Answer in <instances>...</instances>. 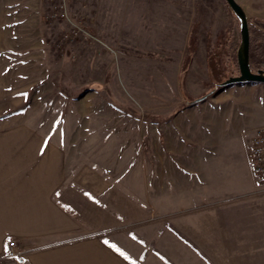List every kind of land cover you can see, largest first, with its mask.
I'll return each mask as SVG.
<instances>
[{"label": "rangeland", "instance_id": "1", "mask_svg": "<svg viewBox=\"0 0 264 264\" xmlns=\"http://www.w3.org/2000/svg\"><path fill=\"white\" fill-rule=\"evenodd\" d=\"M251 3L258 71L264 2ZM185 14L190 44L170 48ZM240 44L226 0H0V134L53 142L82 237L133 264H264V185L257 215L205 192L233 185L264 125L263 82L221 85L240 74Z\"/></svg>", "mask_w": 264, "mask_h": 264}, {"label": "crops", "instance_id": "2", "mask_svg": "<svg viewBox=\"0 0 264 264\" xmlns=\"http://www.w3.org/2000/svg\"><path fill=\"white\" fill-rule=\"evenodd\" d=\"M237 1L247 15L248 8L253 6L250 2L256 1L259 5L264 2ZM185 18L187 14L181 16V24L167 26V31L171 32L167 41L170 48L185 49L190 44V28L185 24ZM9 63L7 58L0 56V82L8 80L6 65ZM9 79L21 78L13 76ZM2 87L5 89L6 85L0 89ZM4 94L0 93V96L4 97ZM17 130L20 132L21 129L9 131L12 136L0 134V264H133L101 237H82L79 217L58 197L69 180L61 151L43 137L18 136ZM246 150L238 159L241 172L233 185L227 181L213 189L214 192L211 190L213 193L205 192L213 194V200L229 197L234 200L231 202L235 208L250 210L253 214L262 204L263 192L256 183L250 153ZM213 215L214 212L210 214ZM251 237L244 233L238 239H255ZM260 237L256 236V240L264 239ZM10 238L16 240L20 250L21 256L17 258L6 256Z\"/></svg>", "mask_w": 264, "mask_h": 264}, {"label": "water", "instance_id": "3", "mask_svg": "<svg viewBox=\"0 0 264 264\" xmlns=\"http://www.w3.org/2000/svg\"><path fill=\"white\" fill-rule=\"evenodd\" d=\"M234 11L235 15L240 21L241 26V44L238 48V63L240 74L231 76L221 83L222 86L237 84V83H251L263 82L264 83V70L259 69L253 71L250 60V47H251V34L249 27L248 15L244 8L238 3L237 0H226ZM205 97V96H204ZM202 99V98H201Z\"/></svg>", "mask_w": 264, "mask_h": 264}, {"label": "built area", "instance_id": "4", "mask_svg": "<svg viewBox=\"0 0 264 264\" xmlns=\"http://www.w3.org/2000/svg\"><path fill=\"white\" fill-rule=\"evenodd\" d=\"M63 10L64 6H56L52 16L61 14L62 17H67V14ZM73 32L77 33V30ZM72 35L68 34L64 39L70 38ZM249 153L251 168L255 179L259 184L264 185V125L259 126L252 135L249 144ZM7 256L12 258L21 256L15 239L10 238L7 241Z\"/></svg>", "mask_w": 264, "mask_h": 264}, {"label": "trees", "instance_id": "5", "mask_svg": "<svg viewBox=\"0 0 264 264\" xmlns=\"http://www.w3.org/2000/svg\"><path fill=\"white\" fill-rule=\"evenodd\" d=\"M218 89V88H217Z\"/></svg>", "mask_w": 264, "mask_h": 264}]
</instances>
